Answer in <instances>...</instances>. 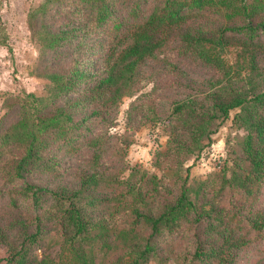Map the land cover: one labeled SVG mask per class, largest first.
Listing matches in <instances>:
<instances>
[{
    "label": "trees",
    "instance_id": "trees-1",
    "mask_svg": "<svg viewBox=\"0 0 264 264\" xmlns=\"http://www.w3.org/2000/svg\"><path fill=\"white\" fill-rule=\"evenodd\" d=\"M54 1L59 0H46L36 11L46 10ZM78 1L91 10L81 31L85 26L108 25L102 43L89 48L103 50L98 73L88 80L87 71L73 63L66 73L47 75L48 98L17 97L15 119L0 128V246L9 254L4 264H52L47 255L34 251L48 249L55 241H60L73 264H101L100 254L113 251L120 253L108 264H146L156 255L155 240L184 223L201 230L190 241L191 251L175 259L176 264H233L231 250L244 245L249 232L263 230L264 214L248 207L242 219L247 231L242 234L228 219L231 211L219 208L214 200L200 205L191 199L187 176L173 193L165 172L177 167L173 159L199 150L201 140H210L216 132L214 121L229 118L236 109L233 122L246 135L231 177L224 171L220 174L221 189L227 186L243 193L250 204L260 193L264 0ZM71 33V29L47 31L45 46L60 48L71 40ZM230 41L236 42L247 63L244 77L235 78L222 57ZM76 46L83 47L81 39ZM168 47L212 75L201 83L192 79L181 83L189 92L170 104L169 119L175 125L166 150L155 157V167L163 172L157 177L125 163L127 136L102 130L112 128L121 101L133 95L145 67ZM62 96L68 105L53 103ZM97 119L102 128L88 132ZM54 145L69 156L81 153L84 159L69 180H57L54 163L46 158L45 152ZM33 175L54 187L31 184L28 178ZM233 206L236 218L245 205L236 201Z\"/></svg>",
    "mask_w": 264,
    "mask_h": 264
},
{
    "label": "rangeland",
    "instance_id": "rangeland-1",
    "mask_svg": "<svg viewBox=\"0 0 264 264\" xmlns=\"http://www.w3.org/2000/svg\"><path fill=\"white\" fill-rule=\"evenodd\" d=\"M45 1L0 0V128L6 127L15 119L17 97L33 94L48 98L50 82L47 75L54 72L66 73L73 63L87 71L88 80L98 73L103 50L100 48L95 52L89 48L96 42L102 43L103 31L107 30L108 25L99 29H88L85 26L81 31V25H86L91 15L89 5L78 0H59L50 2L44 11H36ZM60 29H71L70 35L73 38L65 41L60 48L48 49L45 46L47 31ZM79 39L83 42L82 48L76 46ZM230 43L232 44L222 54L224 62L231 68L235 78L239 75L244 77L248 72L247 63L241 57L236 42ZM177 53L176 49L168 47L148 63L135 85L133 95L121 101L115 124L110 129L102 130L103 133L127 136L125 141L128 146L123 156L125 163L129 167L138 166L157 177H162L163 172L155 167V157L166 150L171 127L175 125V120L169 119L170 104L189 92L181 88V83L189 79L201 83L212 75L209 69L200 67L187 57H179ZM53 103L68 105L63 96L53 99ZM236 113L238 110H231L229 118L215 120L217 128L210 140L203 138L199 150L190 155L182 154L178 160L173 159V163L178 161L177 167H171L165 174L168 173L170 179L167 182L173 193L177 192L180 183L187 176L191 199L200 205L214 200L219 208L231 211L228 219L244 234L247 224L242 219L248 207L252 212L264 214V184L251 204L249 200L246 201L243 193L230 191L227 186L221 189L220 174L224 171L228 178L231 177L235 163L241 159V141L246 135L233 122ZM78 118L79 114L75 116V119ZM99 128H102V124L98 119L92 120L88 132L93 133ZM45 153L47 160L54 163L57 180L59 177L69 180L72 171L83 165L81 153L69 156L63 148H57L56 145ZM28 181L37 186L54 187V183H47L39 175L29 177ZM236 201L244 203L245 208L242 207L234 218L232 212ZM200 230L195 225L184 223L182 228L173 233L158 237L155 240L156 255L146 264H176L175 259L191 251L190 241ZM246 239L244 245L231 250L233 264H264V228L260 232H249ZM55 242L48 249L36 248L34 253L38 256L47 255L52 264H73L68 253L60 247V241ZM119 253L120 251H113L100 254L101 264H108ZM8 255L6 248L0 246V264H4Z\"/></svg>",
    "mask_w": 264,
    "mask_h": 264
}]
</instances>
